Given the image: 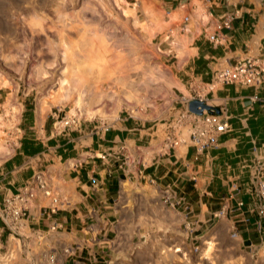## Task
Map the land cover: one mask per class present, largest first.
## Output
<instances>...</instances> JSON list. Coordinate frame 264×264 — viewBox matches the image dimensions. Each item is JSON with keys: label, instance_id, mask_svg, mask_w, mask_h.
Here are the masks:
<instances>
[{"label": "rangeland", "instance_id": "obj_1", "mask_svg": "<svg viewBox=\"0 0 264 264\" xmlns=\"http://www.w3.org/2000/svg\"><path fill=\"white\" fill-rule=\"evenodd\" d=\"M182 13L177 17L156 0H0V215L7 210L4 200L31 180L33 163L45 164L43 149L56 139L62 143L64 129L75 137L102 128L123 140L130 129L156 125L154 138L144 133L139 143L137 132L133 145L150 153L168 132H184L177 135L178 146L164 148L168 154L186 149L191 125L182 120L185 102L196 96L194 86L207 92L200 84L213 75L191 76L194 61L178 55V45L192 55L195 38L182 26L196 13L188 8ZM63 42L69 48L65 54L58 52ZM236 89L241 87L228 85L206 96L209 105L224 109L233 127L218 156L211 157L210 184L202 174L196 191L180 205L187 193L182 187L171 201L154 188L150 203L119 199L124 217L116 264H264V244L244 237L238 216L243 193L255 192L253 170L264 163V107L244 110L228 101ZM61 95L69 96L65 105ZM18 127L28 138L15 154ZM226 200L227 214L216 217Z\"/></svg>", "mask_w": 264, "mask_h": 264}, {"label": "crops", "instance_id": "obj_2", "mask_svg": "<svg viewBox=\"0 0 264 264\" xmlns=\"http://www.w3.org/2000/svg\"><path fill=\"white\" fill-rule=\"evenodd\" d=\"M156 1L161 3L164 10H172L180 18L187 8L196 13L194 19L186 21L182 26L189 28V33L195 36L192 55H187L182 46L176 48L182 60L194 61L195 64L190 67L191 76L213 75L214 78L224 65H233L248 57L259 58L264 65V0ZM229 14H235L231 28L218 30V26ZM211 36H216L218 41H211ZM208 45L211 51L205 48ZM197 62L202 63L201 66ZM212 80L200 85H208ZM237 86L241 90L229 93L231 97H228V101H234L235 105L244 110L250 106L264 107V85L259 88ZM192 90L196 95L203 94L205 97L212 93H208L206 88L207 92H204L197 86ZM254 95H258L261 101L254 102ZM185 112L182 120L185 119L191 125V130L189 143L182 153L175 150L172 154L169 150L168 154L165 146L168 145L170 149L178 146L177 135H183L184 132H168L166 140L151 145V149H148L150 153L142 145H133L138 141L133 136L137 132L141 135L139 143H142L144 133L154 138L155 133L151 131L158 128L156 125L146 130L130 129L128 138L123 140L119 136L108 137L107 131L102 128H97V131L82 130L75 133V137L64 129L62 135H59L60 141L63 140L61 144L56 139L52 145L43 149V167L39 168L36 162L33 163L35 167L31 168V180L27 179L25 188L12 194V197L19 194L25 197L28 216L17 230L10 229L2 218L4 227H0V264H116L115 241L119 220L124 217L120 210V198L126 204L138 197L150 203L153 188L161 194L163 200L168 189L178 195L175 188L182 187L187 192L182 197L186 202L196 191L198 184L194 182L201 179L202 174L204 181L211 183L210 177L212 179L213 175L208 173L211 157L218 156L223 140L232 132L233 127L220 138L219 149L200 154L190 143L193 121L186 117ZM179 114L180 111H176L173 118L176 119ZM18 118L19 115L13 118L12 124ZM145 123H142L143 128ZM45 125L46 121L44 128ZM17 129L19 132L13 137L17 146L15 154L21 152L23 141L28 138L22 128ZM44 135L45 139H51ZM154 140L151 139L152 142ZM37 176L44 180L45 190L40 187ZM251 177L253 184V174ZM138 191L141 194H137ZM29 192L31 197L28 196ZM243 194L246 203L254 202V193L250 197L247 193ZM3 207L6 208V205ZM52 208H56L53 213ZM241 211L238 216L242 221V234L248 239L253 237L257 244H263L264 241L255 231V215L247 209Z\"/></svg>", "mask_w": 264, "mask_h": 264}, {"label": "built area", "instance_id": "obj_3", "mask_svg": "<svg viewBox=\"0 0 264 264\" xmlns=\"http://www.w3.org/2000/svg\"><path fill=\"white\" fill-rule=\"evenodd\" d=\"M235 14H229L224 19L223 23L218 26V30L230 29ZM211 41L217 42L216 36H211ZM241 85L244 87L259 88L264 85V65L259 58L248 57L240 60L236 64L228 65L219 70L212 82L206 86L208 93L214 92L221 86ZM192 100H201L207 102L203 94H197L186 100V117L192 118V131L190 134V143L200 154L210 150H217L220 147V138L231 131L230 117L223 108L219 109L220 113L204 111L202 115L191 113L188 110V104ZM254 102L261 101L258 95H254ZM208 103V102H207ZM209 104V103H208ZM177 144V143H175ZM37 180L42 189H46V184L41 176H37ZM254 186V202L251 204L241 201L238 203V209H247L249 213L255 215L254 225L255 231L264 241V163H259L254 168L253 173ZM168 200L176 199L175 192L168 189L166 191ZM28 196H32L29 192ZM56 202V201H55ZM179 205L185 203L184 199L180 198L177 202ZM7 210L4 211L2 218L6 225L13 230L19 229L24 219L28 216V206L23 195H15L6 200ZM229 200H226V206L222 211L217 213L216 217L225 216L229 210ZM56 208L51 209V213L55 212ZM249 222V221H248ZM264 244V243H263Z\"/></svg>", "mask_w": 264, "mask_h": 264}, {"label": "water", "instance_id": "obj_4", "mask_svg": "<svg viewBox=\"0 0 264 264\" xmlns=\"http://www.w3.org/2000/svg\"><path fill=\"white\" fill-rule=\"evenodd\" d=\"M188 110L191 113H194L197 115H202L205 110L210 112V113H212V112L220 113L218 107H214L212 105H209L207 102H204L201 100L190 101L188 104Z\"/></svg>", "mask_w": 264, "mask_h": 264}, {"label": "bare ground", "instance_id": "obj_5", "mask_svg": "<svg viewBox=\"0 0 264 264\" xmlns=\"http://www.w3.org/2000/svg\"><path fill=\"white\" fill-rule=\"evenodd\" d=\"M68 49H69L68 46L63 42V43H61V46L58 49V52H61V53L65 54V53L68 52ZM68 100H69V96L68 95H66V96L65 95H61L60 104L65 105L68 102ZM13 113L14 112H12V114ZM1 128H2V126L0 124V130H1Z\"/></svg>", "mask_w": 264, "mask_h": 264}]
</instances>
